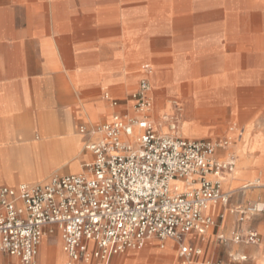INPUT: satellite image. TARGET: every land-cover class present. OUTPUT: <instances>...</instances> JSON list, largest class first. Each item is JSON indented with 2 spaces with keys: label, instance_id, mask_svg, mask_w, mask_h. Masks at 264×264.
I'll list each match as a JSON object with an SVG mask.
<instances>
[{
  "label": "crops",
  "instance_id": "0c3cea01",
  "mask_svg": "<svg viewBox=\"0 0 264 264\" xmlns=\"http://www.w3.org/2000/svg\"><path fill=\"white\" fill-rule=\"evenodd\" d=\"M99 12L84 0H0V184H5L4 173L13 175L11 185L0 187L44 184L55 170L68 172L62 175L84 173L92 159L84 146L96 138L90 131L109 122L114 113L131 112L125 97L138 74H144L128 72L123 21ZM156 57L154 70L170 61L160 54ZM195 59L174 55L170 70L145 77L150 86L164 84L168 71L180 73L184 66L192 71ZM192 79L187 75L183 81ZM105 92L119 101L117 108L103 99ZM81 127L86 134L80 133ZM23 169L32 174L22 178ZM225 183L222 192L230 208L213 204L206 214L215 226L205 234L185 237V245L201 251L187 264H264V218L240 224L232 210L260 199L255 194H227L241 182L230 188ZM248 230L258 233V244L232 242L236 232ZM51 236L42 239L36 260L50 264L51 251L56 262L65 264L59 235L55 233L53 240ZM177 252L172 240L150 239L142 250L120 254L114 264H183ZM11 261L0 255V264Z\"/></svg>",
  "mask_w": 264,
  "mask_h": 264
},
{
  "label": "built area",
  "instance_id": "2783aa9c",
  "mask_svg": "<svg viewBox=\"0 0 264 264\" xmlns=\"http://www.w3.org/2000/svg\"><path fill=\"white\" fill-rule=\"evenodd\" d=\"M102 97L119 106L108 93ZM128 102L130 113H114L90 131L96 138L85 145L92 159L84 173L54 175L34 186L0 187V255L12 260L5 264H37L39 244L54 232L66 264H110L126 251L142 250L150 239L174 241L183 264L201 254L184 239L215 226L206 212L210 204L222 202V179L235 168L234 155L220 157L230 139L158 133L150 118L147 77ZM79 131L87 133L83 127ZM249 211L264 212L255 206ZM232 242L256 245L260 237L252 230L238 231Z\"/></svg>",
  "mask_w": 264,
  "mask_h": 264
},
{
  "label": "rangeland",
  "instance_id": "374dc122",
  "mask_svg": "<svg viewBox=\"0 0 264 264\" xmlns=\"http://www.w3.org/2000/svg\"><path fill=\"white\" fill-rule=\"evenodd\" d=\"M84 1L99 7L101 16H116L123 21L122 45L129 51L128 72L148 70L150 77L156 76L159 69L165 73L173 67L174 55L196 58L191 68L200 73L209 87L206 93L212 100L209 106L186 117L181 115L178 95L169 96L164 89H155L151 84L150 118L161 134L186 139L229 138L235 168L234 176L228 177L225 185L230 188L237 182L241 184L227 194H255V199H260L246 208L232 210L238 218L243 213V222L264 218V212L249 211L256 205L264 210V0ZM156 54L170 61L154 70L152 61ZM138 75L125 100L129 101L139 80L145 77L142 73ZM192 93L189 97L195 102L200 94ZM23 170L22 178L32 174ZM66 173L55 170L49 177ZM2 179L11 185L13 175L4 173ZM248 184L251 186L242 188ZM227 207L230 208L229 200ZM54 235L55 232L49 238L53 240L57 237ZM116 259L120 255L113 258L112 264Z\"/></svg>",
  "mask_w": 264,
  "mask_h": 264
},
{
  "label": "bare ground",
  "instance_id": "6f19581e",
  "mask_svg": "<svg viewBox=\"0 0 264 264\" xmlns=\"http://www.w3.org/2000/svg\"><path fill=\"white\" fill-rule=\"evenodd\" d=\"M256 24L257 23H255V26H256ZM258 25H259V23H258ZM255 32H256V30H255ZM242 55H243V53H242ZM169 72L170 71H168V74L166 75V77L164 79V82H163L164 84H158V83L152 82V85L155 87V89H158V88L164 89L165 92L167 93V95H169V96L176 97V95H178L177 101L178 102H181V104H182V109L180 111L181 112V115H185L186 117L187 116H190L191 117L193 115H197L201 109H204L207 106H209L208 103L210 101H212V100L208 99V97H207L208 94H206L209 91V89H208L209 87H207L208 85H206V83H204L201 80V78H200L201 75H200L199 72L195 71L194 69H192V71H191V69L186 68V66H184L183 72H180V73H177V72H173V73L170 72L169 73ZM187 75L190 76L191 78H193L190 81V83L189 82L186 83V82L183 81L184 77H186ZM179 79H182V80H179ZM182 92H184V93H182ZM192 92H196V93L198 92L197 94H200V97L198 99H196L195 102H192L193 100H191V98L189 97V96H191L193 94ZM201 97H207V98L203 99ZM172 103L173 104H178L177 102H174V101H172ZM154 127H155V125H154ZM155 129L157 130L156 127H155ZM158 133H160V132L158 131ZM231 145L232 144H230V146ZM229 147H228V149H226V151H224L223 154L220 155V157L222 159H226L229 155L233 154V152L231 150H229ZM72 172H76V171H72ZM233 176H234V174H233ZM227 177H225V178L222 179V185H223V183L225 181L227 182V180H226V179H228ZM230 178H231V176H230ZM249 186H251V185L250 184L244 185L242 188H247ZM226 198L227 197L225 195L223 197V199H222V202H218V203H220V204H227V201H226L227 199ZM212 205L213 204H210L209 208ZM256 207L258 208L257 205H256ZM259 209H260V207H259ZM49 254L52 255V259H51L52 262L50 264H62V260L61 261L58 260L56 262V259L53 256V254H52L51 251H50Z\"/></svg>",
  "mask_w": 264,
  "mask_h": 264
}]
</instances>
